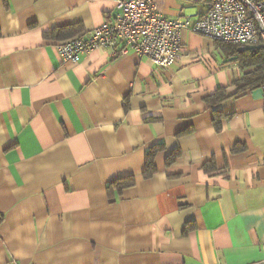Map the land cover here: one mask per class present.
<instances>
[{"label": "crops", "instance_id": "crops-1", "mask_svg": "<svg viewBox=\"0 0 264 264\" xmlns=\"http://www.w3.org/2000/svg\"><path fill=\"white\" fill-rule=\"evenodd\" d=\"M155 1L172 20L205 13ZM117 13L114 0H0V264L264 261V89L217 106V131L205 99L244 73L209 38L186 33L164 70L103 49L62 61L57 44Z\"/></svg>", "mask_w": 264, "mask_h": 264}, {"label": "built area", "instance_id": "built-area-1", "mask_svg": "<svg viewBox=\"0 0 264 264\" xmlns=\"http://www.w3.org/2000/svg\"><path fill=\"white\" fill-rule=\"evenodd\" d=\"M114 1L118 13L113 21L103 23L88 37L57 44L62 61L77 63L90 51L103 49L114 57L135 53L164 70L181 58L186 33L241 49H264V0H185L205 6L204 15L194 22L166 18L155 0Z\"/></svg>", "mask_w": 264, "mask_h": 264}, {"label": "trees", "instance_id": "trees-1", "mask_svg": "<svg viewBox=\"0 0 264 264\" xmlns=\"http://www.w3.org/2000/svg\"><path fill=\"white\" fill-rule=\"evenodd\" d=\"M65 30H59L51 35H47V38H59L64 34ZM217 45L225 52L228 56H234L238 58L239 66L244 75L235 83L238 90L235 94L229 95L227 88L220 87L216 92L208 96L205 101L209 107L215 110L214 127L217 131L222 129V122L226 118L221 112H218L216 107L223 104L229 99L237 98L248 91L256 88L264 89V49L262 47H252L247 49H241L236 45H229L225 43H218ZM236 151L239 148L236 147ZM157 149H152L148 154L147 158V169L145 176L150 177L155 169L153 167V157L156 154ZM206 172H210L211 167L208 165L204 166ZM133 184V179H124L121 181L114 182L108 186V190L112 192V187H116L118 190L123 187H128Z\"/></svg>", "mask_w": 264, "mask_h": 264}]
</instances>
